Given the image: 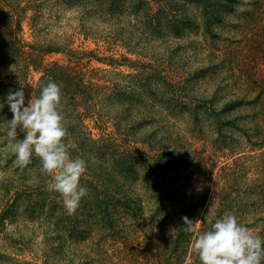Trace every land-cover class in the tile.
Listing matches in <instances>:
<instances>
[{
    "label": "rangeland",
    "instance_id": "obj_1",
    "mask_svg": "<svg viewBox=\"0 0 264 264\" xmlns=\"http://www.w3.org/2000/svg\"><path fill=\"white\" fill-rule=\"evenodd\" d=\"M146 1L122 0L121 9L100 18L85 0H0V42L16 39L35 59L24 61L18 51L10 56L1 47L0 94L14 92L10 76L20 71L17 84L27 103L51 64L79 67L85 80L97 86L92 88L94 104L79 99L77 108L68 109L66 123L100 140L108 155L105 166L118 157L133 165L135 174L119 180V196L136 208L116 220L113 230L98 225L79 240L68 232L58 239L63 230L57 232L54 223L23 213L4 220L0 264H167L169 258L175 264H200L191 249L195 233H185L177 219L207 189L205 203L189 218L201 221L198 232L210 230L216 218L231 212L264 238V214L246 213L255 211L256 196L241 192V211H230L219 197L231 185L224 180V166H253L244 188L261 177L256 165L262 150L248 145L241 129L251 126L257 109L245 103L246 82L264 73V0H251L242 13L237 10L242 0H210L205 12L201 0ZM17 12L19 30L14 21L6 23ZM18 65L23 69L16 70ZM238 100L243 101L229 110ZM66 142L75 147L72 138ZM37 166L35 162L28 172L34 169L47 183ZM156 167L157 181L145 180H151L144 175ZM181 189L173 214L159 206V190L173 194Z\"/></svg>",
    "mask_w": 264,
    "mask_h": 264
},
{
    "label": "trees",
    "instance_id": "obj_2",
    "mask_svg": "<svg viewBox=\"0 0 264 264\" xmlns=\"http://www.w3.org/2000/svg\"><path fill=\"white\" fill-rule=\"evenodd\" d=\"M85 2L87 4L91 3V6H89L91 7L90 10L96 12L100 18L111 17L112 10L121 9L122 5V0H85ZM139 2L141 4H146L147 1L138 0L137 3ZM209 2L211 1H200L204 12L207 10L206 4ZM6 14L10 15L8 12ZM14 16L15 18L7 17L6 23L8 26H11L14 21L19 30V22L21 20L18 16V12ZM15 40L9 42L7 38L3 39L2 42H0V48L2 47L7 50L10 56L12 54L15 55V52L17 53L18 51L17 54H19L22 60L26 61L27 58H30L28 61L35 62V59H31L29 55L22 51L20 44L18 41L15 42ZM0 51L3 52L2 49H0ZM40 52L42 54V51ZM240 53L241 52L239 51L238 54ZM21 56L25 57L23 58ZM255 60L256 59H254L253 62H255ZM18 66L19 67H17L16 70L23 69L21 65ZM252 66L253 65H250L249 67ZM259 73L260 72L257 71L256 76L259 75ZM20 75H22L20 71H15V75L10 76L12 82L11 85L14 86V91L20 89L18 88L20 86L17 84ZM49 79L57 82L62 87L65 100V126L69 134L67 139L71 140L72 138L75 145L74 148L70 147L69 150L73 157L80 156L87 162V171L81 179V184L87 187L89 194L82 199L77 212L70 216L66 213L59 196L47 191V183H45L40 177L36 176L37 174H35L34 169L29 172L28 168L24 171H20L14 166L13 161L15 157L4 149L7 145L6 124L7 121L11 120V112L8 106H6L3 107L2 110L0 109V126L4 125L2 134L0 135V171L4 173V177L0 180V222L7 219L10 221L12 218H19L23 213L28 219L34 218L38 220L40 219L43 222L50 221V223L48 222L49 224L54 223L57 232L59 229L63 230V233H57L58 239H61L60 234L63 235L68 232L69 235L74 236V239L76 238V240H79L82 237L84 238L86 234L91 233V228H96L98 225L103 228L104 226H107L110 230H113L116 225V220H118V222L122 219L124 220V217L128 214L129 210L131 212L136 209L130 207V201H127L128 199L126 197L124 199L119 196L122 192L121 182H119V180L126 181L128 173L134 175V167L131 163H127L124 158L121 159L120 157H118V159H112L111 167L105 166L104 160L107 159L108 155L103 150L102 144L99 143L100 140L90 138L89 136L84 135L81 130H78L77 126H71V124L69 126L66 123L68 109L73 106H76L77 108V104L80 102L79 99L85 102L90 101V104H94V93L92 92V88L97 86L92 82L85 80L81 69H79V67L60 66L57 63L51 64L41 78L40 84L34 89L36 95H39L40 86L46 83ZM248 79L249 84L246 82L245 88L247 91L244 95H248L249 99L246 98L247 100H245V103L252 104L257 109L252 114L251 121L248 122L251 126L248 127V125H245L241 129V132L245 135L248 145L252 148L262 150L259 162L256 165V169H259L261 177L255 180L253 184L248 185L250 186L249 188H244L242 186L250 180L248 172L253 166L247 167L245 161L244 163L246 167L238 162L234 163L232 166H224L221 169L224 175V180L230 181L231 185L230 187L225 186V188L221 189L219 197L223 206L228 207L230 211L233 210L234 207H236L235 211H241L240 205L242 202L239 197L241 192L256 196L257 201L252 203L255 211H246V213L254 215L256 213L264 214V73L261 72L260 77L257 79L254 75ZM242 84L243 82H241L240 85L238 83L237 88H240ZM254 85H257V87L255 88ZM253 93H255V96L250 97ZM242 101L243 100H238L230 103L228 105L229 110L232 106L240 105ZM0 102V104H7L6 96H3L2 93L0 94ZM26 105L27 103H25V106ZM76 114L79 115L81 113L77 112ZM73 122H78V119L73 118ZM22 135V133H18L17 139ZM110 158H112V156H110ZM35 162L38 164V172L41 176L45 177L40 171V161L35 156H33L32 164L28 167H32ZM158 170L157 167L154 169L151 168V173H146L144 175L148 177L152 176L151 180H149L150 178L144 179H148V182L157 181L154 177H157ZM9 174L11 175L8 176ZM162 184L165 185L166 181L163 180ZM179 187H182L183 189L185 186L181 185ZM242 188L243 191H241ZM182 189L174 191L173 194L176 195L175 197L169 190H159L160 192L157 193L156 197L158 198L159 206L164 205V207L171 208L169 210L171 211V214H173L175 212L174 208L176 207L174 198L177 199L179 195H183ZM207 193L208 189L205 190L204 196L200 201H196L195 204L186 210L188 213L185 214L184 217L189 219L194 216L195 210H198L202 204L205 203ZM170 196L172 199L169 198ZM259 219L261 218L258 217L257 220ZM262 220L264 221V219ZM66 222L68 225H65ZM177 223L180 224V228L181 226L183 227L182 219H177ZM81 224H84V226H81ZM181 234H183V231ZM53 238L56 239L57 237L55 236ZM175 243H179L178 235ZM166 262H168L167 264H175L172 262V258H169Z\"/></svg>",
    "mask_w": 264,
    "mask_h": 264
},
{
    "label": "clouds",
    "instance_id": "obj_3",
    "mask_svg": "<svg viewBox=\"0 0 264 264\" xmlns=\"http://www.w3.org/2000/svg\"><path fill=\"white\" fill-rule=\"evenodd\" d=\"M251 0H242L239 12L249 10ZM12 119L7 121L6 150L14 157V166L24 171L39 159L43 175L48 177L47 191L57 194L68 215H74L86 197L88 189L81 184L87 162L73 157L67 144L65 100L62 87L49 79L42 84L39 95L31 93L25 106L23 88L9 91L6 97ZM4 107L0 104V109ZM19 128L24 138L17 139ZM4 173L0 172V178ZM183 231L195 233L191 249L200 264H264V238L255 234L229 212L216 218L211 229L198 232L199 220L182 217Z\"/></svg>",
    "mask_w": 264,
    "mask_h": 264
}]
</instances>
